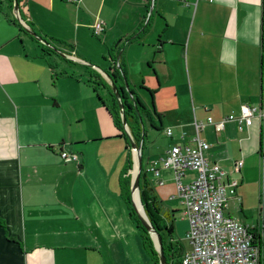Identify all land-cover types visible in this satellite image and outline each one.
<instances>
[{
    "label": "crops",
    "instance_id": "crops-1",
    "mask_svg": "<svg viewBox=\"0 0 264 264\" xmlns=\"http://www.w3.org/2000/svg\"><path fill=\"white\" fill-rule=\"evenodd\" d=\"M21 12L0 0V264H156L122 192L127 142L92 87L113 66L110 53L120 56L117 44L127 83L151 92L159 126L150 125L169 139L154 156L204 122L207 158L239 181L227 188V213L261 234L262 254L264 122H206L262 104L264 0H25ZM98 20L95 55L85 42ZM163 177L179 199L172 171Z\"/></svg>",
    "mask_w": 264,
    "mask_h": 264
},
{
    "label": "built area",
    "instance_id": "built-area-1",
    "mask_svg": "<svg viewBox=\"0 0 264 264\" xmlns=\"http://www.w3.org/2000/svg\"><path fill=\"white\" fill-rule=\"evenodd\" d=\"M104 29L102 20L93 24L96 36H100ZM70 57L77 60L74 54ZM256 119L264 122V98L261 106L243 105L237 113L218 122L209 117L206 123L221 130L228 122H237L243 129L251 127ZM205 125L204 122L195 121L196 133L188 143L173 145L165 155L148 164L147 171L157 186L162 187L166 183L164 170H171L174 175L176 196L183 206V217L188 222L185 236L188 246L183 251L181 264H263L261 246L256 241L254 228L227 213V188L238 186L239 181L229 178L219 163L207 158L211 145L200 136ZM167 134H173L172 128L167 129ZM61 156L65 162H78L80 158L78 153L64 150ZM261 158L264 166V148ZM242 165V161L238 162L236 169L240 170ZM188 173H195V177L188 180ZM127 175H133L134 181L132 170Z\"/></svg>",
    "mask_w": 264,
    "mask_h": 264
},
{
    "label": "trees",
    "instance_id": "trees-1",
    "mask_svg": "<svg viewBox=\"0 0 264 264\" xmlns=\"http://www.w3.org/2000/svg\"><path fill=\"white\" fill-rule=\"evenodd\" d=\"M5 1L8 4V7L13 10L16 15H18V11L20 12L21 15L18 17V19L23 20L24 18L21 12V7H23L25 0ZM26 26L28 27L29 24H27ZM41 41L51 47L48 49L49 51L58 53L59 55H62L64 57L69 55L59 47L63 46L64 42L59 40H53L52 42H49L44 38H41ZM128 42H130V39L126 41V43ZM117 46H119L118 53L120 54V56H117L118 58H115L116 56L114 57V55L110 53L113 66L109 70H104L106 78H97V76L94 75L95 78H93L92 87L97 93V97L100 102H102L104 106L107 107L117 129L122 132L127 142L128 156L126 162L127 164L125 167V176L121 182L122 192L129 207L131 217L133 218L134 222L137 224V227L141 232L146 250L152 257L154 262L156 264H161L160 252L157 249L155 243V239L159 238L162 243L163 256L165 258L166 264H181L182 254L186 247H184L181 243L176 244L173 240V234L175 232L173 217L175 212L172 211L171 213H165L168 221L166 222V224L161 225L163 217H160V213L156 211L157 206L160 202L158 200V196L154 192V183L149 178L148 171L144 169L143 163L142 171L140 174L139 189L143 191L142 201L146 209L145 214H147L149 227L155 230L157 237L151 233L149 227L145 226L142 223L135 208V199L132 190L131 178L129 176H126L133 165L132 143H134L137 148H141L143 155L145 147L144 138L146 136V131L143 128V115H145L148 120H152L155 115L157 116L158 114L155 111V106L153 104V95L151 94V92L145 89L148 93H150L152 97V106L148 107L141 101V99L137 95V92L133 90L127 83L126 70L122 65L121 52L123 50V47L119 44H117ZM84 65L87 66L86 62ZM99 91H105L106 96H102ZM131 122H133L135 125L131 124ZM254 231L256 232V241L261 246V234H259L255 229Z\"/></svg>",
    "mask_w": 264,
    "mask_h": 264
},
{
    "label": "rangeland",
    "instance_id": "rangeland-1",
    "mask_svg": "<svg viewBox=\"0 0 264 264\" xmlns=\"http://www.w3.org/2000/svg\"><path fill=\"white\" fill-rule=\"evenodd\" d=\"M101 36H96L93 32L90 33V38L89 40L92 41H86L85 43H87V45H91V48H94V54H97V48L98 45L100 44L101 41ZM88 39V38H87ZM108 56V54H107ZM101 63V60H99ZM93 69H96L93 66ZM137 95L140 97L141 101H143L145 103V105H147L148 107L152 106V97L150 95V93H148L147 91L143 90L142 88L137 89ZM132 101V100H131ZM154 120H156L157 125L159 126V121L154 118ZM131 124L135 125L133 122H131ZM143 128L146 131V136H145V147H144V152H143V167L145 170H148V163H150V159L149 158H153L156 157L158 158V156H154V155H158L159 152L162 151L163 147L166 146L169 142L168 137L166 136V134L162 131V129H155L150 125V122L148 120V118L143 115ZM138 150H135V153L132 151V156H133V165H132V174L133 171L135 169V162L138 163V158H139V154L137 152ZM137 157V158H136ZM160 157V156H159ZM155 159V158H153ZM152 159V160H153ZM150 179H153V176L149 173L148 174ZM131 182L133 181V175H131ZM168 185V184H167ZM171 189L172 191H174V196H175V187L174 185H171ZM169 188L165 187V186H158V187H154V192L156 193V195L163 196V201H160V198H158V200L161 202L158 204L157 206V212L160 213V217H163V220L161 221L162 224L164 225L166 224V222L168 221V218L166 217L165 213L168 211L169 213H171L172 211H174V217H173V222L175 225V232L173 234V240L176 244H182L184 247H187V241L185 240V236L188 230V222L186 220V218L183 217V206L181 205V202L179 199L175 198H169V194H166V192L169 193ZM135 193L136 196H135ZM142 194L143 191L140 189H135L133 195H134V199H135V208L136 211L139 215V218L142 219V221L145 224H149L148 223V218H147V214L146 213V209L145 206L143 204L142 201ZM155 235V234H154ZM156 245H158V242L155 241ZM262 263L264 264V246L262 249Z\"/></svg>",
    "mask_w": 264,
    "mask_h": 264
},
{
    "label": "water",
    "instance_id": "water-1",
    "mask_svg": "<svg viewBox=\"0 0 264 264\" xmlns=\"http://www.w3.org/2000/svg\"><path fill=\"white\" fill-rule=\"evenodd\" d=\"M18 16H20V12H19V11H18ZM132 147H133L134 150H138L137 152H138V154H139V158L137 159V160H138L137 174L134 176V181H133V184H132V190H133V193H134V191H135L136 188L139 189V183H140L139 181H140V174H141V171H142L143 158H142V150H141V148H137L136 145H135L134 143H132ZM141 221H142V219H141ZM142 223H143L145 226L149 227V224H145L143 221H142ZM149 228H150V230H151V233H152L153 235L155 234L154 236L157 237L155 230L152 229L151 227H149ZM155 241L158 242V245H156V247H157V249H158L159 252H160L161 264H166L165 258H164V256H163L162 243H161V241H160L159 238H158V239H155Z\"/></svg>",
    "mask_w": 264,
    "mask_h": 264
},
{
    "label": "bare ground",
    "instance_id": "bare-ground-1",
    "mask_svg": "<svg viewBox=\"0 0 264 264\" xmlns=\"http://www.w3.org/2000/svg\"><path fill=\"white\" fill-rule=\"evenodd\" d=\"M136 158H137V157H136ZM137 169H138V164H136V167H135V169H134V171H133L135 175L137 174ZM136 194H137V193H135V196H136Z\"/></svg>",
    "mask_w": 264,
    "mask_h": 264
}]
</instances>
